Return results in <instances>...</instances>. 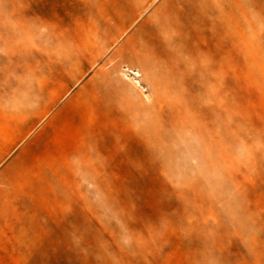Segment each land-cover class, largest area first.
Listing matches in <instances>:
<instances>
[{"label": "rangeland", "instance_id": "rangeland-1", "mask_svg": "<svg viewBox=\"0 0 264 264\" xmlns=\"http://www.w3.org/2000/svg\"><path fill=\"white\" fill-rule=\"evenodd\" d=\"M0 264H264V0H0Z\"/></svg>", "mask_w": 264, "mask_h": 264}, {"label": "built area", "instance_id": "built-area-1", "mask_svg": "<svg viewBox=\"0 0 264 264\" xmlns=\"http://www.w3.org/2000/svg\"><path fill=\"white\" fill-rule=\"evenodd\" d=\"M125 74H127L128 76L132 77L135 81V83L137 84V86L143 91L146 92L147 88L145 87L144 84L141 83L140 80V72L138 70H134L131 68L126 67L124 70Z\"/></svg>", "mask_w": 264, "mask_h": 264}]
</instances>
